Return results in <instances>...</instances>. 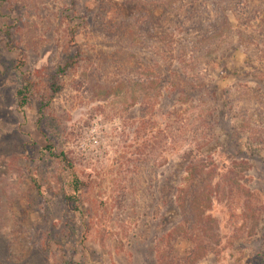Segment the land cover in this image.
Listing matches in <instances>:
<instances>
[{
    "label": "rangeland",
    "instance_id": "1",
    "mask_svg": "<svg viewBox=\"0 0 264 264\" xmlns=\"http://www.w3.org/2000/svg\"><path fill=\"white\" fill-rule=\"evenodd\" d=\"M174 1L0 0V264H264V0Z\"/></svg>",
    "mask_w": 264,
    "mask_h": 264
},
{
    "label": "trees",
    "instance_id": "2",
    "mask_svg": "<svg viewBox=\"0 0 264 264\" xmlns=\"http://www.w3.org/2000/svg\"><path fill=\"white\" fill-rule=\"evenodd\" d=\"M181 0H176L174 1L171 5L172 7L180 2ZM221 24L226 27L229 28L228 25V21L227 18L225 16H223V21L221 22ZM78 64V57H76L75 59H71L69 61H67L64 65H62L61 67H59L58 72L59 73H66L69 72L70 70H73L76 65ZM24 82L27 84L23 89H19L17 91V97L19 99L18 104L20 107H24L26 106V104L28 103L29 100V96L31 93V86H32V81L30 80V78L28 79L27 77H24ZM48 150H52L51 147H48ZM54 154V153H51ZM58 159H60V161L68 166L70 168V176H68L67 179V183H66V188L64 190V200L67 203V205L72 208L75 212H79V214H81V206L79 205L80 202V194L82 192V189L84 187V182L80 179V177L74 172L73 170V165L69 160V157L65 154V153H61L60 155H55ZM236 165V163H235ZM239 165H247V162H242ZM185 172L187 173V175L189 176V178L185 179L186 181H190V179H199V177L202 176V174H196V168L193 167L191 165V162L188 163V166L185 170ZM217 184V183H216ZM233 187H237L238 189H240L244 195H247L249 197V199H247V201H245L244 206H245V210L246 208H248L249 205H252V200L255 197V194L249 190L246 189L245 187H241V184L239 183V181H233L232 183ZM190 186V185H189ZM203 188V187H202ZM202 188H199L198 193L196 194L195 191L193 192V194L191 195L192 197L188 200V202H185V198H178L177 197V205L179 208V211L181 213H184L185 216L184 219L188 218V221L190 222L191 225V229H194V225L198 224L199 227H201V230L203 231L204 229L202 228V223H212L214 220L211 219V215L209 214L210 210L212 209V195L213 194H217L218 190L217 187H212L211 185L207 188L209 193L204 192V190ZM212 189H214L215 191L213 192ZM180 193H184L185 191L183 189H178ZM213 193V194H212ZM180 199V202H178V200ZM257 202V201H256ZM83 212V211H82ZM247 216V215H246ZM203 233L206 234V231H203ZM207 256V253H205L202 256H198L196 257V254L194 252V254L192 255V258L190 260V262L192 261L193 263H196L198 261H200L201 259H203L204 257Z\"/></svg>",
    "mask_w": 264,
    "mask_h": 264
}]
</instances>
